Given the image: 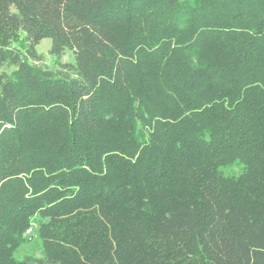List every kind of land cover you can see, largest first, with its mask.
Instances as JSON below:
<instances>
[{"label":"trees","instance_id":"16d2710c","mask_svg":"<svg viewBox=\"0 0 264 264\" xmlns=\"http://www.w3.org/2000/svg\"><path fill=\"white\" fill-rule=\"evenodd\" d=\"M0 264H264V0H0Z\"/></svg>","mask_w":264,"mask_h":264},{"label":"rangeland","instance_id":"374dc122","mask_svg":"<svg viewBox=\"0 0 264 264\" xmlns=\"http://www.w3.org/2000/svg\"><path fill=\"white\" fill-rule=\"evenodd\" d=\"M16 45V43H13ZM51 39L43 38L37 45L36 50L38 53L42 55V60L39 64L51 71H56L61 68V63H74V57L72 50L66 48L63 54L58 57L50 53ZM242 165L238 160L232 162L231 164H227L225 166H221L220 170L223 174H231L237 175L241 172ZM38 223V217L35 216L31 228L26 231L24 234V240L18 249L15 251L14 256L18 259H22L25 256H41V242L39 237L36 234V227Z\"/></svg>","mask_w":264,"mask_h":264}]
</instances>
